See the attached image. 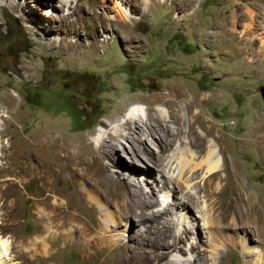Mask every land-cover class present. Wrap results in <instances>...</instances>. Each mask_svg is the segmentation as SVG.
I'll list each match as a JSON object with an SVG mask.
<instances>
[{
  "label": "rangeland",
  "instance_id": "1",
  "mask_svg": "<svg viewBox=\"0 0 264 264\" xmlns=\"http://www.w3.org/2000/svg\"><path fill=\"white\" fill-rule=\"evenodd\" d=\"M145 1L0 0V110L6 108L0 118V132L4 134L0 138V168L8 155L5 136L33 158L49 156L51 164L56 160L50 156L54 153L55 157L62 144L75 143L83 148L88 143L94 155L105 134H119V123L127 118L126 110L132 103L147 105L154 118L164 119L175 132L177 125L170 111L180 114L186 132L189 108V116L200 113L209 120L205 130L210 132L206 138L210 157H220L217 143L222 149L227 172L219 173L216 187L224 188L223 201L228 203L231 197L241 196L236 210L244 211L247 218V229L238 227L228 232L230 237L247 239V243L245 240L230 248L227 254L219 249L218 256L209 250V264H245V244L259 250L264 246L254 232L258 227L264 232V100L260 93L264 89V54H258L261 40L252 42L242 33L247 24H256L264 0H149L147 8ZM71 41L77 43L69 45ZM9 114L14 115L12 123L5 121ZM137 117L149 122L143 113ZM16 119L21 120L19 126ZM107 124L112 126L108 128ZM151 124H155L154 120ZM195 129L202 132L198 123ZM147 135L145 132L143 136L149 138L146 146L158 154L159 148L152 144L154 139ZM117 146L119 150L109 155L105 164L111 172L129 176L131 143L121 137ZM192 153L198 158L184 133L164 155L152 177L142 176L141 169L132 176L148 199L158 201L153 211L169 205L174 210V214L161 220L173 217L177 235L185 236V226H192L186 245L188 258L193 256L189 248L197 242L198 223H209V202L197 189L190 190L199 204L204 203L206 220L195 222V217L180 213L175 204L169 203L173 197L164 196L171 163ZM140 160L145 161V155ZM49 163L40 166L34 161L36 169L31 171L30 182L20 187V194L0 198V236L12 241L11 255L5 256L7 264H117L115 252H107L103 261L89 263L85 246H66L62 239L56 240L51 250L43 249L42 244L27 243L36 234L46 235L32 205L35 197L43 200L46 207L54 201V193L46 200L49 192L44 191L45 180L37 176ZM73 167L78 168L75 163ZM18 171L22 176L26 174L25 170ZM66 172L58 179L57 187L75 203L90 205L83 189L86 198L74 196L77 185L68 180ZM178 174L177 170L174 176L179 178ZM3 175L2 171L1 179ZM176 182L181 191L189 192L183 181ZM80 184L97 192L90 183ZM196 184L204 186L201 179ZM0 187H5V182ZM91 211L97 221L98 206L94 204ZM118 216L119 221H125L119 234L134 235L125 228L131 222L137 229L146 230L144 225L137 227L136 220ZM202 234L209 235L206 229ZM130 246L138 247L132 241ZM179 257V253L170 256Z\"/></svg>",
  "mask_w": 264,
  "mask_h": 264
},
{
  "label": "bare ground",
  "instance_id": "2",
  "mask_svg": "<svg viewBox=\"0 0 264 264\" xmlns=\"http://www.w3.org/2000/svg\"><path fill=\"white\" fill-rule=\"evenodd\" d=\"M162 1L166 2V0ZM145 4L147 8L149 0H146ZM190 5L191 3L188 6ZM259 9H261V16L260 14L256 16L259 17V19H255V22L257 20L256 24L254 22L247 24L242 36H248L255 43L261 40L260 51L257 50L259 51L258 54H264V6ZM120 12L124 15L122 11ZM251 14L254 15L252 12ZM125 17V21H128L126 15ZM75 43L77 42L71 41L69 45H74ZM2 109V111L0 110V118L4 116L1 113L6 112V108ZM140 113H143L149 122L139 119L137 116ZM126 114L127 118H124L119 123V134H105L102 137L101 146L97 148L94 155L88 150L91 146L88 143L85 146L83 145V148H79L75 143L62 144L61 146L59 145L58 150L56 149L55 157H52L54 153L50 156L51 159L56 160L55 162L52 161L53 163L51 164L48 160L49 156L38 155L33 158L25 149L14 147L11 143V138L5 136V150H7L8 155H6V161L0 168V173L3 171L5 174L1 176L3 177L2 179L0 178V185L5 182L4 189L0 190V198L1 196L7 197L10 193L17 195L20 187L30 182L31 171L36 169L33 164L34 161L40 166L49 163V166L43 168L37 176L38 179L45 180L43 188L45 192H49L46 200L52 198L54 193V201L50 206L46 207L43 204V200L35 197L32 205L33 212L41 221L46 235L36 234L27 243L42 244L43 249L45 247L46 250H51L54 246L53 244L56 243L55 241L62 239L65 241L66 246L72 243L85 246L88 249L86 259L89 263L95 259L103 261V257L107 252H115L117 264H209L210 258L207 255L209 250L218 256L220 253L218 252L219 249H222L227 254L230 248L239 246L245 240L247 243V239L240 237V235L237 238L228 235V232L235 231L238 227L247 229V218L244 211L236 210L237 202H242L241 196L238 199L231 197L232 200L226 203L227 201H223L224 188L216 187V181L220 179L219 173L221 171L227 172V169L225 168L226 162L222 155V149L216 140L213 141L217 143L220 157L216 159L210 157L212 156L209 153L211 151L208 152L206 149V138L209 137L210 132L205 130V125L209 120L203 119L200 113L189 116V108H187L188 131L185 132L182 128V117L175 110H172L169 116L172 122L177 125L175 132L164 119L154 118L151 114V109L145 104L132 103L126 110ZM9 115L5 116V121L8 120L9 123H12L15 113L14 115ZM152 120H154L155 124H151ZM15 122L19 126L21 120L16 119ZM196 123L199 124L202 132L196 131ZM106 126L110 128L112 124H107ZM145 132L148 133V137L154 139L152 144L159 148L158 154L146 146L149 138H143ZM184 133L191 147L196 149L198 158L192 153L190 157L181 156L176 159L172 158L169 161L164 171L167 170L174 159L170 166V177H167L168 188L164 197L167 199L173 197V200L169 203L175 204L180 213L185 212L191 218L195 217V222H205L204 203L201 202L199 204L196 200V195H192L190 191L191 189H197V193L201 196L203 194L206 201L209 202L208 207L210 210L209 223H202V226L198 223L196 228L197 242L192 244V246L190 245L191 248L189 249L193 256L189 258L186 256V245L190 239L192 226L188 224L185 226V236L177 235L174 231L176 223L173 217L161 220L164 219L163 216L165 215L174 214V210L169 205L162 210L153 211L158 201L154 198L148 199L147 194L139 185L140 182L137 184L132 178V176L141 172L140 169L143 171L142 176H146L145 178L152 177L154 170L164 161V155L175 146ZM3 135L1 131L0 138H3ZM121 137L131 143L132 151L130 164L127 165L130 175L123 177L121 171H117L115 174L110 171L109 165L105 164V159L116 150H119L117 142ZM143 155H145V161L140 160ZM74 163L78 168H72ZM175 164L176 167L173 169ZM18 169L25 170L26 174L22 176ZM65 170H67L65 175H67L68 180L73 181L77 185L74 196L85 197L84 190L87 194V198L85 197L86 201L90 205L75 203L64 190L57 187L58 179L65 173ZM177 170L179 171V178L174 176ZM229 176L227 175L226 177L229 178ZM32 178H35V176ZM177 179L183 181L189 192L184 193V191H181V186L176 182ZM198 179L204 182L203 187L196 184ZM82 181L90 183L91 187L97 189V192L80 184ZM119 181L122 183L120 186L117 185ZM248 200L252 206L251 192H249ZM104 201L107 204H104ZM16 203L17 199L13 200L11 213L15 210ZM94 204L100 210L97 221L93 220L91 211ZM238 208L239 206H237ZM118 214L126 220H136L137 227L144 225L146 230L137 229L136 224L134 225V222H131L129 225L126 224L125 228L126 232L129 230L133 231L134 235L119 234L118 229L121 228L122 223L125 221H119ZM90 217L92 219H89ZM207 224L208 227H206ZM203 229L207 230L208 237H204L202 234ZM260 229L258 227L254 232L264 245V232H261ZM128 237L129 240H127ZM130 241L138 245L137 249L130 246ZM11 244L12 241L9 238L0 236V264H7L5 256L10 257ZM173 253H179L182 257L171 259L170 256ZM243 256L245 264H264V246L259 250V248L245 244ZM222 263L219 262L218 264Z\"/></svg>",
  "mask_w": 264,
  "mask_h": 264
},
{
  "label": "water",
  "instance_id": "3",
  "mask_svg": "<svg viewBox=\"0 0 264 264\" xmlns=\"http://www.w3.org/2000/svg\"><path fill=\"white\" fill-rule=\"evenodd\" d=\"M260 93H261L262 99L264 100V89H261Z\"/></svg>",
  "mask_w": 264,
  "mask_h": 264
}]
</instances>
